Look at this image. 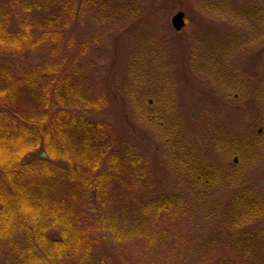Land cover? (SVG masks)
I'll list each match as a JSON object with an SVG mask.
<instances>
[{
    "label": "trees",
    "instance_id": "obj_1",
    "mask_svg": "<svg viewBox=\"0 0 264 264\" xmlns=\"http://www.w3.org/2000/svg\"><path fill=\"white\" fill-rule=\"evenodd\" d=\"M10 1L0 5V51L18 63H0V239L8 244L0 247V264H123L102 244L132 241L137 223H174L188 208L183 191L157 189L148 180L150 170L133 135H117L110 121L94 117L105 97L91 96L89 84L69 66L71 58L58 59L71 44L72 1ZM106 1L104 24L123 23L124 15L137 13L136 4L124 8ZM21 98L33 107L21 108ZM141 121L158 128L169 164L193 191L191 208L216 216L220 201L211 204L210 193L229 192L225 219L241 235L235 238L233 227H223L199 245L185 243L184 253L204 255L234 245L235 257L214 264H264V227L249 226L264 217V198L248 178L213 173L180 126L166 129L149 111ZM35 151L38 159L24 160ZM125 224L133 228L123 230ZM52 230L56 235L50 237Z\"/></svg>",
    "mask_w": 264,
    "mask_h": 264
},
{
    "label": "rangeland",
    "instance_id": "obj_2",
    "mask_svg": "<svg viewBox=\"0 0 264 264\" xmlns=\"http://www.w3.org/2000/svg\"><path fill=\"white\" fill-rule=\"evenodd\" d=\"M8 1L0 0V5L9 6ZM71 1V44L58 59L71 58L69 66L89 84L91 96L105 97V107L94 117L110 121L117 135L122 130L133 135L150 170L148 180L157 189L183 191L188 206L174 223H137L135 239L119 245L107 240L103 247L123 264H214L216 259H232L234 245L204 255L184 253L185 243L199 245L211 232H224L223 227H233L235 238L241 235L234 222L225 219L229 192L222 188L210 193L211 204L220 201L216 216L191 208L193 191L170 165L158 128L141 119L149 111L166 129L180 126L195 156L213 173L245 175L249 187L264 198V0H116L114 4L124 8L136 4L137 13L124 15L123 23L106 24L100 20L101 13H108L102 12V2H110ZM180 11L185 26L175 31L171 19ZM12 58L0 51V63H18ZM18 103L24 109L33 107L23 98ZM39 156L35 151L24 160ZM249 226L264 227V217ZM130 227L125 224L123 230ZM6 245L0 239V247Z\"/></svg>",
    "mask_w": 264,
    "mask_h": 264
},
{
    "label": "water",
    "instance_id": "obj_3",
    "mask_svg": "<svg viewBox=\"0 0 264 264\" xmlns=\"http://www.w3.org/2000/svg\"><path fill=\"white\" fill-rule=\"evenodd\" d=\"M171 25L175 31H180L185 25L184 13L181 11L176 13L171 19Z\"/></svg>",
    "mask_w": 264,
    "mask_h": 264
}]
</instances>
